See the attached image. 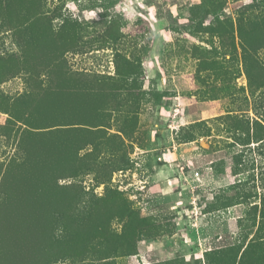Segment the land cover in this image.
<instances>
[{"label": "rangeland", "instance_id": "374dc122", "mask_svg": "<svg viewBox=\"0 0 264 264\" xmlns=\"http://www.w3.org/2000/svg\"><path fill=\"white\" fill-rule=\"evenodd\" d=\"M0 107V182L56 166L45 264H264V0H0Z\"/></svg>", "mask_w": 264, "mask_h": 264}, {"label": "trees", "instance_id": "16d2710c", "mask_svg": "<svg viewBox=\"0 0 264 264\" xmlns=\"http://www.w3.org/2000/svg\"><path fill=\"white\" fill-rule=\"evenodd\" d=\"M55 168L51 155L45 152L33 162L28 161L21 174L17 173L11 179L2 178L0 188L4 191L6 198L0 202V205H5L3 209L11 208L6 210L5 217L3 215V220L0 221V249L3 260L7 264L13 262V248L19 246L20 231L31 232V235L37 238V246L30 238L20 241V245L28 251L35 250L34 254L29 256L31 264H45L52 256L54 261L56 256L66 255L65 251L57 250L56 247L52 248L49 240L42 236L50 225V220H44L43 217L44 211L48 210L49 212L53 206L46 196L48 189L52 186V181H54ZM61 172L64 171L61 170ZM64 201L67 200L64 199ZM11 212H13V217L7 219ZM2 223H5L7 227L2 226ZM9 226H11L10 229ZM33 232H37V234L33 235ZM108 250L102 249L100 258L111 257L112 252ZM235 262L236 260L233 264Z\"/></svg>", "mask_w": 264, "mask_h": 264}]
</instances>
